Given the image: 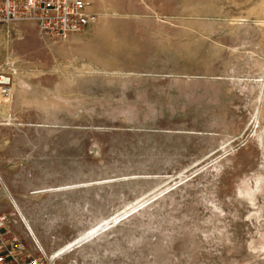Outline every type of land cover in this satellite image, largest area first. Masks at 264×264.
<instances>
[{
	"label": "rangeland",
	"instance_id": "obj_1",
	"mask_svg": "<svg viewBox=\"0 0 264 264\" xmlns=\"http://www.w3.org/2000/svg\"><path fill=\"white\" fill-rule=\"evenodd\" d=\"M92 9L61 40L0 23L10 236L48 264H264V0Z\"/></svg>",
	"mask_w": 264,
	"mask_h": 264
},
{
	"label": "built area",
	"instance_id": "obj_2",
	"mask_svg": "<svg viewBox=\"0 0 264 264\" xmlns=\"http://www.w3.org/2000/svg\"><path fill=\"white\" fill-rule=\"evenodd\" d=\"M86 0H0V23L30 21L45 39H64L95 19ZM12 77L0 66V102L10 99ZM5 215L0 211V264H48L10 236ZM9 236V237H8Z\"/></svg>",
	"mask_w": 264,
	"mask_h": 264
},
{
	"label": "bare ground",
	"instance_id": "obj_3",
	"mask_svg": "<svg viewBox=\"0 0 264 264\" xmlns=\"http://www.w3.org/2000/svg\"><path fill=\"white\" fill-rule=\"evenodd\" d=\"M129 215V214H128ZM127 213H126V217H128ZM113 223V222H112ZM111 224L110 223H105L104 225L101 226V228L98 230V229H94L91 231V233L85 237L84 239H82L80 242H78L77 245H80V244H83L85 242H87L91 237H95V235H97L99 233V231H103V230H107L109 228Z\"/></svg>",
	"mask_w": 264,
	"mask_h": 264
},
{
	"label": "crops",
	"instance_id": "obj_4",
	"mask_svg": "<svg viewBox=\"0 0 264 264\" xmlns=\"http://www.w3.org/2000/svg\"><path fill=\"white\" fill-rule=\"evenodd\" d=\"M86 1H88L89 2V6H88V8H87V10H88V12L89 13H92V14H96V12H94L93 11V9H92V0H86ZM94 1V0H93ZM91 4V5H90Z\"/></svg>",
	"mask_w": 264,
	"mask_h": 264
}]
</instances>
